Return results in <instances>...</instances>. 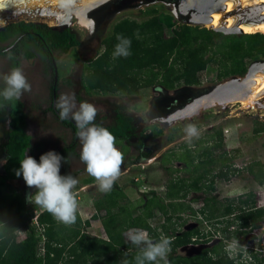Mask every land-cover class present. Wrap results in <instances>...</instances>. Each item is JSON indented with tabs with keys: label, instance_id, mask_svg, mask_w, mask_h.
<instances>
[{
	"label": "trees",
	"instance_id": "obj_1",
	"mask_svg": "<svg viewBox=\"0 0 264 264\" xmlns=\"http://www.w3.org/2000/svg\"><path fill=\"white\" fill-rule=\"evenodd\" d=\"M33 33L39 39L38 44H35L38 50H41V44L45 46L46 51V48L50 47L65 50L79 44L75 32L69 28L57 30L22 20L1 26L0 42L11 38L18 42L19 34H23L24 41L35 40ZM117 35L131 40V55L113 59L115 46L119 43ZM261 36L259 32L235 35L189 24H181L173 29L170 35H165L156 16L140 21L124 17L114 22L110 33L101 38L99 47L101 50L82 62L79 85L87 95L121 96L137 95L141 89L151 86L171 90L179 85H197L198 73L215 58L218 61L216 72L218 79L232 75L241 76L246 72L244 61L246 58L253 54L264 57V41ZM15 42L12 50L17 45ZM42 54L46 57L45 52ZM8 55L13 57L10 53ZM26 55L30 56L31 52L28 51ZM4 87L5 85L1 84L0 90ZM0 105H4L8 115V128L3 145L4 161L7 162L2 163L0 171V264H136L135 258L143 246L132 244L125 235L126 227L133 217L154 242L162 239L161 234L163 238H171L168 264H242L238 263L240 254L230 256L223 248L224 237L237 238V229L229 231L223 227L221 234L223 237L212 245L202 246L192 254L177 252L179 247L195 242L192 239L197 235L195 227L182 229L174 224V217L177 219L180 213L189 216L196 214V209L191 206L192 202L202 203L199 208L202 214L199 221L219 223L222 220L216 218L229 213L233 215L231 223L239 219L241 220L239 225L253 227L264 220V207L252 209L253 207L243 206L248 203L247 198L240 200L238 205L232 202L223 204V208L220 209L216 205L215 197L209 195L214 180L226 178L229 171L226 169L231 167L233 157L228 156L221 142L215 141L211 136L208 138L210 143L204 138H199L195 141L196 148L181 143L180 149L169 150L159 155L161 167L170 175L161 194L148 190L141 194L138 201H131L116 181L110 192L103 193L99 190L91 199L94 210L91 217L99 221L104 237L87 232L84 228L88 226V221L81 220L78 213L76 222L71 226H65L42 209L37 216V222L44 237L43 251L38 252L40 235L37 234L36 228L29 224V211L34 204L28 206L25 195L8 183V180L12 179L25 183L22 175L17 177L15 171L20 168V159L26 153L33 157L35 147L32 146L30 135L26 132V115L22 102L20 100L6 102L0 98ZM62 123L70 126L74 137L77 128L66 120H62ZM95 124L102 126L96 121ZM102 127L112 132L116 137V143L124 141L127 146L133 145L137 149L144 146L146 138L161 134V129L155 124H149L137 131L133 117L119 109L115 110L112 123ZM131 138H134V142L130 141ZM74 147L73 138L70 143L64 144L58 150V154L64 158L61 161V175H65L68 169V157L77 156ZM218 148L220 150L214 152V149ZM44 153L37 152L35 157L37 162ZM149 155L148 151L141 152L144 158ZM173 162L182 165L177 168L172 166ZM230 169L232 174L237 171V168ZM243 170L254 183L264 184L262 162L250 161ZM175 171H182L184 176L173 174ZM93 181L94 178L90 175L82 179L83 184ZM188 193L192 195L185 200ZM154 211L163 216L162 223L152 225L150 220ZM231 223L227 222V225ZM19 229L25 234L22 239H17ZM207 234H200L199 242L205 244L210 237ZM237 240L241 244V239ZM249 252L246 264H263L264 256L258 258L256 253ZM160 264H163V261H160Z\"/></svg>",
	"mask_w": 264,
	"mask_h": 264
},
{
	"label": "rangeland",
	"instance_id": "obj_2",
	"mask_svg": "<svg viewBox=\"0 0 264 264\" xmlns=\"http://www.w3.org/2000/svg\"><path fill=\"white\" fill-rule=\"evenodd\" d=\"M62 1L57 4L44 3L33 7L25 5L9 16H0V26L18 20L41 22L47 26H58L61 22H65L77 34L81 44L55 54L57 69L55 103L61 94H67L75 98L76 108L74 110H78L81 102L93 104L98 110L95 121L102 126L112 123L114 112L119 109L133 117L137 131L144 129L149 124H155L157 128L161 129L160 135L146 138L144 146L140 149L133 145L127 146L124 141L115 143L124 157L121 175L116 182L126 197L131 201H138L141 194L148 190H154L161 194L170 175L161 167L159 155L162 152L180 149L181 143L196 148V140L204 138L209 142L208 138L211 136L215 141L221 142L228 156H233L231 167L226 169L229 170L226 178H216L213 188L209 192V195L215 197L216 205L222 209L223 204L232 202L238 205L240 200L247 198L248 203L243 205L244 207H264V184L257 185L243 170L247 163L254 160H258L264 165V98L255 103L254 107H242L238 100L220 103L213 96L217 86L235 84L236 81L241 82L247 72L241 76L232 75L218 79L216 77L218 61L215 58L198 73L199 83L197 85H179L171 90L151 86L141 89L137 95L132 96L87 95L80 88L79 76L82 62L101 50L99 49L101 38L109 34L112 24L121 18L126 17L140 21L148 16V8H155L165 35H170L173 29L180 24L213 29V27H206L203 22L197 20L194 14V5H192L193 0H174V5L157 1L148 3V0H143V3L138 0H94L88 3H83L82 0ZM93 8L94 10L90 11ZM262 9L264 10V7ZM232 12L231 15L236 18L239 15L244 17L250 13V11H241L238 8ZM95 14H97L96 18H94ZM256 32L262 34L260 38L263 37L264 41V32ZM244 61L247 71L249 65L263 63L264 57L253 54ZM5 63L3 58H0V83L3 84L2 76L10 73L7 63ZM22 67L23 73L31 85V91L25 92L20 99L26 115V132L30 135L33 147L39 144L46 152L57 153L62 144L73 139V135L69 127L62 125L49 111H46L50 105L48 88L51 78L42 73L41 64L35 60L24 62ZM188 124L195 125L199 132L198 137H193L191 142L185 139L184 129ZM7 128V109L0 107V171L4 161L3 145L6 140ZM130 141L134 142V138H131ZM124 146L126 148H123ZM75 150L77 156L70 157L65 175L70 174L79 181L73 191L78 200L80 219L88 221V226L84 229L92 235L104 237L99 221L91 217L94 212L91 199L99 189L95 179L92 183H82V179L89 174L85 164L80 160L81 142L77 137L75 138ZM219 150L220 148L214 149V152ZM143 151H148L149 157H142L141 152ZM181 165V163H172V166L177 168H180ZM230 168H237V171L232 174ZM172 173L179 177L184 176L182 171ZM8 183L20 190L25 197L27 194H34L37 191L35 187L29 188L18 179L8 180ZM191 195L188 193L185 200ZM200 203L192 202L191 206L195 210L200 206ZM30 204L33 203H29L28 206ZM36 206L38 205H33V207ZM198 216H202L199 211ZM174 219V224L182 229L195 227L201 233L208 231L209 223L197 221L196 214L189 216L186 213H180L178 218L174 217ZM232 219L233 216L227 214L222 219L223 222L218 223L216 228L219 236H224L221 235L222 228L227 225V222L231 223ZM131 220L125 230L126 236L131 231H144L135 217ZM240 221L235 219L232 226H237V238L242 240L243 246L234 251L231 256L240 254L238 263L246 264L249 260V251L256 253L258 258L264 256V220L255 227L246 226L245 229H239ZM150 222L152 225L160 224L163 222V216L154 211ZM225 230L227 229L225 228ZM215 235L214 239L218 236ZM160 236L163 238V234ZM237 238L224 237L225 249ZM213 242V239L212 241L207 239L205 244L201 242L187 244L179 247L177 252L192 254L202 246H209Z\"/></svg>",
	"mask_w": 264,
	"mask_h": 264
},
{
	"label": "clouds",
	"instance_id": "obj_3",
	"mask_svg": "<svg viewBox=\"0 0 264 264\" xmlns=\"http://www.w3.org/2000/svg\"><path fill=\"white\" fill-rule=\"evenodd\" d=\"M4 5L0 6L3 8ZM113 52V59L131 55V40L117 35ZM5 87L0 90V98L6 102L19 101L25 92L31 91V85L21 68H13L10 73L3 75ZM74 96L61 94L55 104L61 120H73L77 128V138L81 142L80 160L86 166L87 173L97 182L98 189L103 193L112 190L115 181L121 175L123 154L115 146L116 137L109 129L95 124L98 114L97 108L89 102H81L78 110ZM4 105H0L3 107ZM184 132L185 139L191 142L198 137L199 132L195 125L188 124ZM64 158L54 151L40 156L39 162L29 155L20 159V168L15 175H22L26 185L35 187L34 194H27L26 202L40 206L50 213L53 218L65 226L73 225L77 220L78 200L73 189L79 181L72 175H61V161ZM6 163L7 161H3ZM129 241L140 247L141 252L135 258L136 264H168L167 256L171 251V238H162L154 242L144 231H131ZM240 247L239 241L229 244L226 251L231 254Z\"/></svg>",
	"mask_w": 264,
	"mask_h": 264
},
{
	"label": "bare ground",
	"instance_id": "obj_4",
	"mask_svg": "<svg viewBox=\"0 0 264 264\" xmlns=\"http://www.w3.org/2000/svg\"><path fill=\"white\" fill-rule=\"evenodd\" d=\"M88 3L94 0H82ZM62 0H2L0 16H9L23 6H39L44 3H61ZM197 20L206 27H223L225 29L236 26L241 32H264V0H193ZM250 11L247 16L234 17L233 10ZM233 14V12H232ZM4 17V16H3ZM250 73L243 81L231 83L227 95L220 103L238 100L242 107H254V104L264 98V62L253 65Z\"/></svg>",
	"mask_w": 264,
	"mask_h": 264
},
{
	"label": "flooded vegetation",
	"instance_id": "obj_5",
	"mask_svg": "<svg viewBox=\"0 0 264 264\" xmlns=\"http://www.w3.org/2000/svg\"><path fill=\"white\" fill-rule=\"evenodd\" d=\"M140 2H142L143 0H138ZM154 1H157L159 3H170L172 5L175 4L174 0H148V3L149 2H154ZM143 3V2H142ZM94 10L93 9H90V11ZM96 10V9H95ZM147 13H148V17L150 16H156L157 17V13H156V10L155 8H148L147 10ZM195 14V13H194ZM97 17V14L94 15V18ZM145 18V19H146ZM158 18V17H157ZM159 20V19H158ZM20 21V20H18ZM24 21V20H22ZM24 22H32V23H35V24H43L41 22H34V21H24ZM160 22V21H159ZM161 23V22H160ZM7 24V23H6ZM5 25V24H4ZM45 25V24H43ZM181 25V24H180ZM179 25V26H180ZM190 25V24H189ZM3 26V25H2ZM47 26V25H45ZM1 27V26H0ZM47 27H51L52 29H57V30H61L63 28H69L68 24H66L65 22H61L60 24H58V26H47ZM199 27V26H198ZM70 30H72L71 28H69ZM73 31V30H72ZM31 32V31H30ZM76 34V33H75ZM33 37H35L36 39L35 40H31V41H24L22 40L23 38V34H19L17 36V39H18V42H15V40L13 38L11 39H8L6 41H3V42H0V58H3V60L7 63V66H8V70L11 71L13 68H23L22 67V64L26 61H30V60H35V62H38L39 64H41V67H42V73L43 74H46L48 76H50L51 78V81H50V85H49V92H48V96H49V99H50V105L48 106L47 110L46 111H49L51 113V115L58 121L60 122L62 125L66 126V127H69V129L71 130V133L73 135V132H72V129L70 128L69 125H66L64 123H62V120L59 118V113H58V110L56 109L55 107V98H56V75H57V69H56V65H55V54L56 53H61V52H65L67 51L69 48L65 49V50H61V49H53L52 47L50 48H46L47 51L45 50V46L43 44H41V50H38L37 49V45L35 46V44H38L39 42V39L37 37V35L35 33H33L32 35ZM76 37H77V34H76ZM78 38V37H77ZM16 39V40H17ZM34 39V38H33ZM79 40V38H78ZM17 43L16 47L14 50H12V46L14 44V42ZM20 41V42H19ZM13 42V43H12ZM34 42V43H32ZM81 44V41L79 40V44L78 46ZM76 47V46H75ZM75 47H71V48H75ZM11 50V51H10ZM31 52V55L30 56H27L26 53ZM42 52H45L46 53V57L43 56ZM8 53H10L13 57H10V55H8ZM16 62V66L13 67V62ZM5 63V64H6ZM50 64V65H49ZM3 84V83H0V85ZM161 88V87H160ZM162 89V88H161ZM21 101V100H20ZM67 122H69L73 127L76 128V124L73 120L69 119V120H66ZM77 132V131H76ZM76 132H75V135H74V140L75 138L77 137L76 135ZM71 141V140H70ZM69 142H66L64 144H68L70 143ZM62 144L58 150L64 145ZM37 146H39L38 148H36ZM58 150H57V154H58ZM74 150H75V147H74ZM39 151H44L45 153H47L44 149H42V147L37 144L35 146V148H33V157L35 158L36 157V154L37 152ZM76 152V150H75ZM77 153V152H76ZM26 155H29V153H26ZM70 157H68V162L70 163ZM39 162V161H38ZM69 166V165H68ZM202 203H200V206L198 208H196V219L199 220V216H198V211H199V208L201 207ZM256 207H253L252 209H254ZM227 215V214H224L223 216H218L216 219L218 220H222L224 219V216ZM229 215H232L231 213H229ZM233 216V215H232ZM223 222V220L221 221ZM219 222V223H221ZM241 223V221L239 222V224ZM260 223V222H259ZM258 223V224H259ZM226 224V222L224 223V225ZM218 225V222H211L209 223L208 226V231H206L205 233H208L210 235L209 237V241H212V239L214 240L213 243H211L210 245L216 243L219 238L221 236H219L218 234V229L216 228ZM233 224H229V225H225L223 227H226L227 230L229 231H232V230H236L237 229V226L234 227L232 226ZM210 226V227H209ZM239 229L243 228L245 229L243 224L242 225H239L238 226ZM249 228H252L250 226H247ZM255 227V226H253ZM240 231H243V230H240ZM242 233V232H241ZM197 235H195V237H192L193 240H195L194 243H199V241L201 240V237H198L200 234H202L201 232H199L198 228H197V232H196ZM207 234V236H208ZM215 234H217L218 236L214 239L213 237L216 236ZM238 239V238H237ZM240 239V238H239ZM224 240V239H223ZM237 241V240H236ZM194 243H189V244H194ZM225 246L226 244H224L223 248L225 249ZM243 246V243H242V240H241V244H240V247Z\"/></svg>",
	"mask_w": 264,
	"mask_h": 264
},
{
	"label": "built area",
	"instance_id": "obj_6",
	"mask_svg": "<svg viewBox=\"0 0 264 264\" xmlns=\"http://www.w3.org/2000/svg\"><path fill=\"white\" fill-rule=\"evenodd\" d=\"M41 211H42V208L40 206L32 207L29 211V224L33 225L36 228L37 234L40 235V241L38 244V252L40 253L43 251L42 242H43L44 237H43V234L41 233V227L39 226L37 222V216ZM24 236L25 234L21 229L17 230V239H22L24 238Z\"/></svg>",
	"mask_w": 264,
	"mask_h": 264
},
{
	"label": "water",
	"instance_id": "obj_7",
	"mask_svg": "<svg viewBox=\"0 0 264 264\" xmlns=\"http://www.w3.org/2000/svg\"><path fill=\"white\" fill-rule=\"evenodd\" d=\"M215 30L221 31L223 33H239V30L236 28V26H234L232 28H229V29H225L223 27H218V28H215ZM251 68H252V64L249 65V67H248V69L246 71L247 72L246 73V76L250 73ZM230 84H224L222 86H217L215 88V91L213 93V96L216 98V100H218V102L220 100L224 99V97H226L227 90H228V87H229Z\"/></svg>",
	"mask_w": 264,
	"mask_h": 264
},
{
	"label": "snow or ice",
	"instance_id": "obj_8",
	"mask_svg": "<svg viewBox=\"0 0 264 264\" xmlns=\"http://www.w3.org/2000/svg\"><path fill=\"white\" fill-rule=\"evenodd\" d=\"M2 5H3L2 0H0V6H2Z\"/></svg>",
	"mask_w": 264,
	"mask_h": 264
}]
</instances>
